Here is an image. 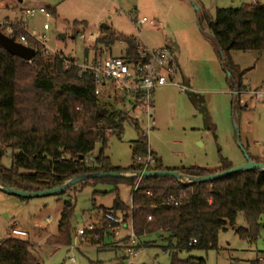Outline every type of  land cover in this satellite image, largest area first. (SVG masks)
<instances>
[{
    "label": "rangeland",
    "instance_id": "1",
    "mask_svg": "<svg viewBox=\"0 0 264 264\" xmlns=\"http://www.w3.org/2000/svg\"><path fill=\"white\" fill-rule=\"evenodd\" d=\"M39 1L55 7L58 15L51 14L47 18L36 14L30 20L29 31L41 38L46 35L49 46L66 56L85 60V50H93L91 35L101 31L100 38L102 24L111 26L118 34L136 36L141 45L151 49L168 46L173 51L179 63L178 81L190 89L183 92L168 85L156 90L155 128L147 141L150 149L162 158L164 166H200L219 171L227 170L229 162L233 167L244 164L247 156L264 163V51L230 52L231 60L241 73H233L231 81L232 70L224 66V58L213 42L205 18L206 13L214 19L219 7H238L253 0ZM253 2L263 3L264 0ZM15 4L18 5L17 0ZM11 5L9 1L7 6ZM10 14V9L0 10V20ZM133 17L156 19L164 27L135 23ZM45 23L49 30H44ZM60 33L65 39L59 37ZM82 34L85 40L80 37ZM125 48L124 43L116 42L105 53L122 56ZM235 82L241 87L233 86ZM140 125L145 128V117L140 119ZM140 137L135 117L131 115L124 123L122 134L112 135L108 142L106 153L112 164L129 167L133 163L132 142ZM100 147L98 144L94 155ZM2 152V163L11 167L13 149L5 148ZM74 186L80 191L70 190L71 197L22 198L0 190V239L9 236L14 224L25 229L40 264H170V254L164 248L170 244L167 233L158 231L141 236L143 246L138 255L132 257L125 249L131 218L125 219L121 213L124 223L117 230L118 235L109 224H104V208H111L115 199L112 184L81 187L77 183ZM119 188L121 199L130 205L132 188L126 184ZM95 191L107 193L94 195ZM71 198L75 203L71 219L72 242L69 246L49 245L47 239L58 232L65 200ZM260 221L262 227L256 239L241 238L235 227L247 228L248 223L245 214L240 212L236 226L228 225L220 232L217 249H193L179 256L182 259L204 258L207 264H264V216ZM91 223L98 232L106 234L100 244L92 243L94 237L88 233L84 241L77 238L78 230ZM124 258L130 262L126 263Z\"/></svg>",
    "mask_w": 264,
    "mask_h": 264
},
{
    "label": "trees",
    "instance_id": "2",
    "mask_svg": "<svg viewBox=\"0 0 264 264\" xmlns=\"http://www.w3.org/2000/svg\"><path fill=\"white\" fill-rule=\"evenodd\" d=\"M8 1V0H0ZM19 4V1H18ZM51 14L55 8L47 6ZM212 39L224 58V66L231 69V81L239 68L230 57L232 51H264V2L243 3L238 7H219L211 19L206 13ZM0 32L4 33L1 26ZM25 32L18 31L19 34ZM99 45L111 48L122 42L126 48L122 57L135 61L139 58L140 42L136 36L118 34L112 28H102ZM31 62L12 54L0 45V181L6 186L28 192L58 187L71 178L103 172H140L145 168L139 157L151 154L154 162L147 170H166L163 160L153 152L138 122L136 129L141 137L132 142L133 163L126 168L112 164L106 150L112 135L120 136L127 116L123 97L104 92L96 94L93 74L76 65H67L57 55L46 54L37 44ZM89 54V49H86ZM98 56L102 55V49ZM239 85L234 83L233 86ZM122 106V107H119ZM125 108V109H124ZM118 118V120H117ZM108 130L113 132L109 133ZM100 149L93 154L97 145ZM13 149L11 167L2 163L4 149ZM93 158L91 161H88ZM224 160H222L223 162ZM224 163V162H223ZM233 164L225 169H230ZM183 174L201 177L221 172L206 167L174 168ZM112 184L115 199L105 214L112 213L131 218L136 235L154 232L168 234L170 264H207L204 258H180V253L193 249L218 248L219 234L228 225L236 226L240 212L245 214L248 227H235L241 238L254 240L262 227L264 216V171L252 169L231 174L215 181L182 183L173 177L93 178L80 182ZM121 184L133 189L132 202L126 204L120 196ZM70 190L60 195H69ZM148 192L152 193L149 196ZM106 191H95L104 195ZM179 200L174 207L164 206L169 197ZM75 203L65 200L58 232L47 239L49 245L69 246L72 242L71 219ZM151 217V219H150ZM124 219V218H123ZM104 224L110 222L104 217ZM101 235L105 232L95 230ZM101 233V234H100ZM165 239V238H163ZM196 239L197 243L190 245ZM143 244L149 245L147 242ZM33 244L15 237L0 242V264H38Z\"/></svg>",
    "mask_w": 264,
    "mask_h": 264
},
{
    "label": "built area",
    "instance_id": "3",
    "mask_svg": "<svg viewBox=\"0 0 264 264\" xmlns=\"http://www.w3.org/2000/svg\"><path fill=\"white\" fill-rule=\"evenodd\" d=\"M38 13L45 15L47 18L51 17V12L46 6H24L19 13V18L2 21L0 22V26L4 34L13 38L17 42L31 47L36 51L37 44H40L44 53L60 56L64 59L67 65H76L82 70L90 71L96 82V94L111 91L114 96L123 97L124 102L126 103L127 116L129 117L133 115L135 121L138 122L139 125L140 119L145 117V128L143 129L141 125L140 127L146 137H148L154 129L153 120L155 118L156 89L167 85H173L183 92L189 91L190 88L187 85L182 84L177 80L178 64L172 50L168 46L151 49L140 44L138 46L139 58L135 61L115 55L80 61L77 58H72L53 50L47 43L49 38L46 35L41 38L34 32L29 31L30 20ZM132 19L135 23L145 22L156 28L164 27V24L156 19L148 17H143L142 19L133 17ZM49 28V25L46 23L44 29L47 30ZM18 31H23L25 33L18 35ZM80 37L84 40L86 39L83 34L80 35ZM91 38L93 39V42H96L99 39V35H91ZM108 132L111 133L113 131L108 130ZM148 146L150 148L149 143ZM92 159L93 158H90L88 161H91ZM138 160L145 164L143 171H147L149 164L154 162L151 154H148V156L144 158L139 157ZM148 194L149 196H152L151 192H148ZM163 205L168 207L178 206L179 200L171 196L163 202ZM104 217L110 222V229L118 235L117 230L124 223L122 217L115 216L112 213H106ZM130 224L131 230L125 237V249L127 255L136 257L143 245L134 231L132 220H130ZM95 230L96 226L94 223L79 229L78 240L84 241V237L87 233L99 240L100 237L95 233ZM28 235L29 234L26 230L17 227L16 224L13 225L11 232L9 233L10 237L22 240H28ZM195 243H197V240L193 239L190 242V245ZM71 261L74 263L75 259L72 258Z\"/></svg>",
    "mask_w": 264,
    "mask_h": 264
},
{
    "label": "water",
    "instance_id": "4",
    "mask_svg": "<svg viewBox=\"0 0 264 264\" xmlns=\"http://www.w3.org/2000/svg\"><path fill=\"white\" fill-rule=\"evenodd\" d=\"M102 27L109 28L107 24H103ZM59 37L62 39H65V35L62 33L59 34ZM0 45L3 46L6 50L10 51L12 54L23 58L25 61H31L36 54L35 49L17 42L13 38L7 36L6 34L2 32H0ZM252 169H259L261 171H264V163L256 162L253 159H251L249 156H247L246 162L244 164H241L239 166H234L230 169H227L221 172H217L214 174H209V175H205L201 177L183 174L177 170H172V169L147 170V171H140V172H134V173L103 172V173L85 174V175L71 178L70 180H68L67 182H65L64 184L58 187L48 189V190H43V191H36V192H28V191L14 189V188L6 186L3 182L0 181V190L8 194H11V195L20 196L22 198H31V197H43V196H48V195H60L66 192L69 188L76 185L77 183L86 181L88 179H93V178H125V177H135V176L138 178H143V177L148 178V177H168L169 176V177L176 178L178 181L182 183H200V182L215 181L219 178H223V177L229 176L234 173L252 170ZM68 201H71V200L69 199Z\"/></svg>",
    "mask_w": 264,
    "mask_h": 264
},
{
    "label": "crops",
    "instance_id": "5",
    "mask_svg": "<svg viewBox=\"0 0 264 264\" xmlns=\"http://www.w3.org/2000/svg\"><path fill=\"white\" fill-rule=\"evenodd\" d=\"M11 2L12 3V7L11 6H7V3L8 2ZM19 1V4L17 5V4H15L14 5V2H16V0H8V1H5V2H3V1H0V10H2V9H4V8H7V9H10V11H11V14H10V16H7V17H5V18H3L2 20H0V22H2V21H5V20H14V19H17V18H19L20 17V11L23 9V7L24 6H50V7H53V6H51V5H47L46 3H44V2H42V1H39V0H17V2ZM253 1H256V0H253ZM252 1V2H253ZM5 3V4H2V3ZM53 8H55V7H53ZM56 9V8H55ZM57 11V10H56ZM39 14H41V13H38V15ZM58 15V14H57ZM84 23H87L86 21H83ZM46 24V23H45ZM44 24V25H45ZM103 25V24H102ZM110 28H111V26H109ZM103 28V27H102ZM50 29V28H49ZM49 29H47V30H49ZM113 29V28H112ZM44 30H46V29H44ZM114 30V29H113ZM115 32H117L116 30H114ZM100 33H101V31H100ZM100 33H98L97 35H99L100 36ZM118 33V32H117ZM94 44H93V46H91V49L93 48V50H92V52H89V54L86 52V50H85V54H84V58H85V60H92V59H97V58H104V57H106L107 56V53H105V50H107L108 48H105V47H102L101 46V48H94V46H95V43L96 42H93ZM105 48V49H104ZM102 49V55L101 56H98L97 55V53L99 52L100 53V50ZM173 52V51H172ZM176 59V58H175ZM177 61V60H176ZM177 64H178V74H177V80H179L178 78H179V63L177 62ZM183 84V83H182ZM168 86V85H167ZM169 86H173V85H169ZM163 87H166V86H163ZM160 88H162V87H159V88H157V89H160ZM156 89V90H157ZM155 93H156V91H155ZM155 110H156V106H155ZM155 128V127H154ZM153 151V150H152ZM154 152V151H153ZM156 153V152H155ZM165 167H167V166H165ZM180 167H190V166H175V167H167V168H170V169H174V168H180ZM132 195H133V189H132V192H131V201H132ZM23 229V228H22ZM25 230V229H24ZM29 234V233H28ZM1 240L2 239H0V242H1ZM125 259V261H126V263H129L130 261H128L126 258H124Z\"/></svg>",
    "mask_w": 264,
    "mask_h": 264
}]
</instances>
